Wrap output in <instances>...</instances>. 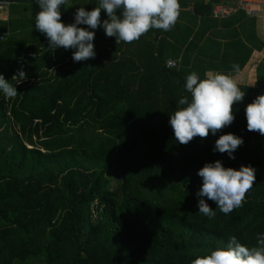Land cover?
Here are the masks:
<instances>
[{
	"label": "trees",
	"instance_id": "trees-1",
	"mask_svg": "<svg viewBox=\"0 0 264 264\" xmlns=\"http://www.w3.org/2000/svg\"><path fill=\"white\" fill-rule=\"evenodd\" d=\"M8 1L30 10L31 29L29 39L0 42V74L18 92L0 91V264H191L231 236L257 245L264 135L247 129L245 108L264 94V56L254 85H238L245 96L233 105V123L179 144L169 119L181 98L190 99L187 75L205 77L198 64L188 70L172 59L169 67L142 38L136 53H117L123 41H93L94 59L69 60L61 47L51 61L48 39L28 47L43 34L35 29L37 0ZM47 65L55 71L42 73ZM20 70L27 78L12 80ZM228 133L243 139L235 159L213 151ZM216 161L251 165L256 179L227 215L204 198L216 213L209 218L198 212L197 173Z\"/></svg>",
	"mask_w": 264,
	"mask_h": 264
},
{
	"label": "clouds",
	"instance_id": "clouds-1",
	"mask_svg": "<svg viewBox=\"0 0 264 264\" xmlns=\"http://www.w3.org/2000/svg\"><path fill=\"white\" fill-rule=\"evenodd\" d=\"M40 11L35 16V29L46 35L49 48L75 49L72 59L76 62L95 58V32L88 29L103 27L106 36L132 43L151 29L169 31L179 17V0H100L99 6L91 11L79 7L75 12V23L65 25L61 21L60 6L67 0H37ZM107 19L101 22V11ZM87 25V28L77 25ZM238 72L239 66L233 65ZM22 70L12 80H25ZM189 97L181 98L178 108L170 115L169 124L179 144H188L196 137L205 139L233 123V105L244 99L232 75L208 71L205 77L192 72L184 85ZM0 91L6 98L18 94L0 74ZM247 129L264 135V94L258 95L245 108ZM243 144V139L232 133L223 134L215 141L213 151L227 152L235 159L233 152ZM255 168L251 165L237 169L225 168L220 161L206 163L198 171L202 186L196 193L198 212L206 217L215 216L213 208L204 198L211 200L225 215L242 206L246 193L255 183ZM191 264H264V234L257 235V245L247 247L235 236L229 237L226 247L216 248L210 254L197 256Z\"/></svg>",
	"mask_w": 264,
	"mask_h": 264
},
{
	"label": "crops",
	"instance_id": "crops-1",
	"mask_svg": "<svg viewBox=\"0 0 264 264\" xmlns=\"http://www.w3.org/2000/svg\"><path fill=\"white\" fill-rule=\"evenodd\" d=\"M99 3L100 0H67L61 21L65 25L75 23V12L79 7L91 11L98 7ZM179 4V17L171 30L153 28L138 39L145 41V48L149 49L151 47L147 45L153 44L166 59L177 60L181 68L184 65L188 70H192V64L196 63L203 70L204 76L208 71L221 72L232 75L239 86H253L257 68L263 63L264 56V7L255 15L249 16L234 8L236 0H179ZM215 5L226 6L229 13L222 16L212 15L211 9ZM19 9L24 11V15ZM3 14L4 22L0 24V30H9L7 37L29 39L30 10H25L22 3H14ZM107 18V14L102 10L101 22ZM77 26L87 28V25L83 24ZM88 30L95 32V42L111 40L116 43L115 37L106 36L103 27ZM43 40H47L45 34H42V38L28 42V47L37 49ZM138 40L132 43L124 42L122 50L128 47L129 54L136 53ZM62 49L65 57L71 60L70 55L75 49ZM47 51L49 59L54 61L57 50L49 48L48 43ZM31 54L39 56L36 51ZM182 57H186V63L180 62ZM68 59L66 58V61H69ZM233 65L239 66L238 72L233 70ZM55 67L47 65L41 71L51 74Z\"/></svg>",
	"mask_w": 264,
	"mask_h": 264
},
{
	"label": "built area",
	"instance_id": "built-area-1",
	"mask_svg": "<svg viewBox=\"0 0 264 264\" xmlns=\"http://www.w3.org/2000/svg\"><path fill=\"white\" fill-rule=\"evenodd\" d=\"M11 1L0 0V21L4 19V12L10 7ZM264 7V0H236L235 9L244 12L247 15H255L257 11ZM229 10L224 5H215L211 9V14L214 16H222L228 14ZM9 35V30H0V42L4 41ZM176 62L172 59H168L167 66H175Z\"/></svg>",
	"mask_w": 264,
	"mask_h": 264
},
{
	"label": "rangeland",
	"instance_id": "rangeland-1",
	"mask_svg": "<svg viewBox=\"0 0 264 264\" xmlns=\"http://www.w3.org/2000/svg\"><path fill=\"white\" fill-rule=\"evenodd\" d=\"M19 11H22V12H23V15H24V11H23L22 9H19ZM27 13H28V11L25 13V15H27ZM120 52H121V47L118 48V50H117V53H120ZM263 65H264V64H263ZM263 65H262V66H263ZM244 86H247V85H244ZM16 128H17V127H16ZM115 185H116V183H115V179L112 178V179H111V187L114 188Z\"/></svg>",
	"mask_w": 264,
	"mask_h": 264
}]
</instances>
